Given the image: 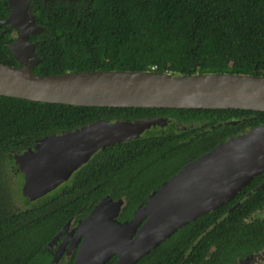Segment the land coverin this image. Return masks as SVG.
<instances>
[{
  "label": "trees",
  "instance_id": "16d2710c",
  "mask_svg": "<svg viewBox=\"0 0 264 264\" xmlns=\"http://www.w3.org/2000/svg\"><path fill=\"white\" fill-rule=\"evenodd\" d=\"M31 9L44 29L30 37L37 43L36 75L264 76V0H38ZM9 14V0H0V62L20 67L8 48L17 34L4 24ZM158 118L169 119L165 129L157 126L138 139L101 150L76 174V185L27 200L32 207L22 212L9 214L0 196V264H45V249L66 223L107 196L125 200L120 220L131 219L185 165L264 125L263 112L74 107L0 96V161L5 155L15 161L45 137L97 121ZM258 179L264 183L262 175L253 184ZM230 208L232 204L181 228L137 264H232L264 248V220L245 221L264 210V188ZM221 215L226 218L215 223ZM212 247L216 252L209 254ZM116 262L117 257L109 264Z\"/></svg>",
  "mask_w": 264,
  "mask_h": 264
},
{
  "label": "water",
  "instance_id": "95a60500",
  "mask_svg": "<svg viewBox=\"0 0 264 264\" xmlns=\"http://www.w3.org/2000/svg\"><path fill=\"white\" fill-rule=\"evenodd\" d=\"M34 1L38 0H9L10 14L4 24L17 32L8 48L20 67L0 62L1 97L74 107L264 113V76L131 71L36 75L32 67L39 62L37 43L30 37L44 29L32 13ZM49 1L53 0H45ZM167 123L165 118L101 120L45 137L15 158L24 175L22 195L30 202L42 199L67 182L98 151L138 139L152 127ZM261 173L264 125L218 144L185 165L136 209L129 222L117 221L122 199L103 198L81 224L83 242L74 264H107L113 257H117L115 264H137L178 230L221 208Z\"/></svg>",
  "mask_w": 264,
  "mask_h": 264
},
{
  "label": "flooded vegetation",
  "instance_id": "af4514ba",
  "mask_svg": "<svg viewBox=\"0 0 264 264\" xmlns=\"http://www.w3.org/2000/svg\"><path fill=\"white\" fill-rule=\"evenodd\" d=\"M168 124H169V121H168V123L165 126H163V127L162 126H158V127H161L162 129H165ZM155 127H157V126H155ZM152 128H154V127H152ZM100 151H98L97 153H99ZM96 154H94L91 157V159L88 161V163L92 160V158ZM87 164H85V165H87ZM85 165H83L81 168H79L77 171H75L71 175L69 180L67 182L63 183L55 191L61 190L66 185H68V186L69 185H76L74 183V180L76 178V174ZM262 175H264V173H261V174L257 175L256 177H254L253 180H251L249 182V184H247V186L244 189H242L233 199H231L229 202H227L222 207L232 204V208H230V211H229V212H231L234 208H238L242 203H244L245 201H247L250 198L254 197L255 193H257L258 191H260L261 189L264 188V183H260V181H259L260 179H258L256 181V183L253 184L254 180L259 178V177H261ZM22 176L24 178L23 174H22ZM123 201H124V205H123V207L121 209L119 217L117 218V221L119 223L129 222L132 219L131 218L129 220H124V221L120 220L121 214L123 212V208L125 206V200H123ZM145 203H143V204H145ZM94 207H93V209H94ZM92 210L89 213L86 214L85 213V209H84V210L80 211L74 218L70 219L68 223H66V225L62 228V230L57 234V236L51 241V243L45 249V251H44L45 257L48 258V259H46V258L43 259V262L45 264H74L75 263L79 248H80V246H81V244L83 242V237L79 236V233H80L79 229H80L81 224L83 223V221L86 220L89 217V215L92 212ZM132 217H133V215H132ZM225 218H226V216L221 215L220 217L217 218L218 220H217V222L215 221V223L218 224L219 222L223 221ZM258 219L264 220V210L261 211L259 214L257 213L256 215L252 216L251 218L245 219V221L248 222V223H251L252 221H255V220H258ZM193 222H195V221H193ZM215 252H216V247H212L209 250V254H214ZM114 258L115 257H113L110 260L109 263H111V261ZM205 258H206V261H207L209 258H211V256L209 255V256H207ZM55 259H57V261H55ZM109 263H107V264H109ZM232 264H264V248H262L258 252H253L249 256H246V257H244L242 259H238L237 261L233 262Z\"/></svg>",
  "mask_w": 264,
  "mask_h": 264
},
{
  "label": "rangeland",
  "instance_id": "374dc122",
  "mask_svg": "<svg viewBox=\"0 0 264 264\" xmlns=\"http://www.w3.org/2000/svg\"><path fill=\"white\" fill-rule=\"evenodd\" d=\"M15 37H17V34H15ZM0 183V196L4 200L9 214L19 213L32 207V204H29L22 195L24 178L18 171L15 161L10 160L7 155L0 161Z\"/></svg>",
  "mask_w": 264,
  "mask_h": 264
}]
</instances>
